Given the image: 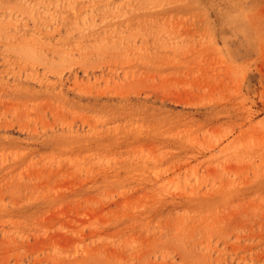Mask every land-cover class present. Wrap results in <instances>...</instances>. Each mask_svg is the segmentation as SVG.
<instances>
[{"label": "rangeland", "instance_id": "rangeland-1", "mask_svg": "<svg viewBox=\"0 0 264 264\" xmlns=\"http://www.w3.org/2000/svg\"><path fill=\"white\" fill-rule=\"evenodd\" d=\"M0 264H264V0H0Z\"/></svg>", "mask_w": 264, "mask_h": 264}]
</instances>
